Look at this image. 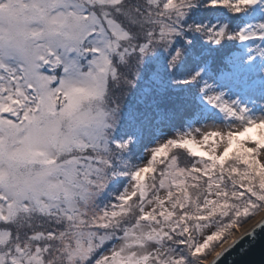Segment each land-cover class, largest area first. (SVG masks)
Instances as JSON below:
<instances>
[{
  "label": "snow or ice",
  "instance_id": "6c2138e0",
  "mask_svg": "<svg viewBox=\"0 0 264 264\" xmlns=\"http://www.w3.org/2000/svg\"><path fill=\"white\" fill-rule=\"evenodd\" d=\"M261 213L264 0H0V264H219Z\"/></svg>",
  "mask_w": 264,
  "mask_h": 264
},
{
  "label": "water",
  "instance_id": "95a60500",
  "mask_svg": "<svg viewBox=\"0 0 264 264\" xmlns=\"http://www.w3.org/2000/svg\"><path fill=\"white\" fill-rule=\"evenodd\" d=\"M246 244L249 247L241 252ZM219 264H264V229L257 231L254 241L248 237L241 240L231 251L225 254Z\"/></svg>",
  "mask_w": 264,
  "mask_h": 264
},
{
  "label": "clouds",
  "instance_id": "9594fccd",
  "mask_svg": "<svg viewBox=\"0 0 264 264\" xmlns=\"http://www.w3.org/2000/svg\"><path fill=\"white\" fill-rule=\"evenodd\" d=\"M262 217H264V213H261V215L258 216L255 220H252V221H250L248 224H246V225L244 226V228H243V231H246V230L250 229L251 227H253V226L256 224V222H257L258 220H260ZM210 259H211V258H210Z\"/></svg>",
  "mask_w": 264,
  "mask_h": 264
}]
</instances>
